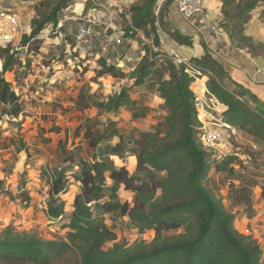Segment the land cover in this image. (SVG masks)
Wrapping results in <instances>:
<instances>
[{
    "label": "trees",
    "instance_id": "16d2710c",
    "mask_svg": "<svg viewBox=\"0 0 264 264\" xmlns=\"http://www.w3.org/2000/svg\"><path fill=\"white\" fill-rule=\"evenodd\" d=\"M73 1L39 0L30 32L21 36L16 47L0 49V118L15 122L22 113L20 96L4 76L12 73L17 79L25 78L26 72L18 75L16 71L20 52L38 53L41 32L48 26L56 29L60 12ZM219 1V27L231 45L247 48L251 55L264 52V45L243 33V24L263 0ZM171 4L172 0H133L123 14L126 19L120 44L127 42L129 48L133 37L141 34L153 47H159L157 30H167ZM170 34L180 43H189L177 33ZM96 55L97 67L90 82L126 77L131 85L103 94L83 84L72 99L73 108L81 113L96 110V116L85 118L72 134L73 139L81 138L88 144L90 157L79 160L74 149L62 148L61 164L42 171L47 186L45 218L51 224H60L66 231L65 238L42 240L8 226L0 232V264H58L73 252L79 255V264H263L259 244L251 235L240 234L235 222L242 217L253 218L250 194L259 184L254 171L264 166L260 161L264 157V106L233 83L208 53L193 61L207 77L210 95L224 107L220 123L245 133L258 147L253 151L249 145H237L236 150L217 155L202 148L203 130L189 88L191 79L182 67H176L166 54L150 46L144 48V55L127 75L100 51ZM134 90L160 99L157 109L162 116L149 130L133 128L125 132L118 125L123 110L130 112L133 121L145 118L150 110L133 100ZM102 116L106 118L100 119ZM16 124V138L7 140L16 152L27 156L25 168L32 155L19 135L21 123ZM239 154L250 158L248 166H241ZM129 157L135 159L133 173L124 165ZM114 158L122 165L116 166ZM14 169L13 165L0 170V194L8 192L5 182ZM24 174L20 175L17 198L27 205L30 199ZM219 177L227 183V197L211 186ZM73 183L77 191L67 214L63 197ZM261 190L264 199V185ZM120 192L132 195L133 201L122 200ZM227 200L229 205H225ZM236 207H244L243 216L231 212ZM113 215L126 217L130 228L139 234L152 232V239L128 248L113 245L105 250L106 244L115 240L106 220Z\"/></svg>",
    "mask_w": 264,
    "mask_h": 264
},
{
    "label": "rangeland",
    "instance_id": "374dc122",
    "mask_svg": "<svg viewBox=\"0 0 264 264\" xmlns=\"http://www.w3.org/2000/svg\"><path fill=\"white\" fill-rule=\"evenodd\" d=\"M38 1L0 0V9H9L19 16L21 32L24 35L30 32V22L36 15L35 6ZM122 3L124 4H116L112 0H74L68 9L60 12L56 29L48 26L41 32L39 38L42 44L38 53L26 55L25 51L20 52L21 63L16 71L18 75L26 72L25 78L17 79L12 73L4 76L20 96L22 113L15 122L0 118V170L4 166L16 164L14 174L5 182L8 192L0 194V232L9 226L19 233L33 234L42 240L53 241L65 238L66 231L61 229L60 224H51L45 218L43 209L47 200V186L42 171L61 164L62 148L74 149V154L79 160H87L90 157L91 149L88 144L81 138L73 139L72 134L85 118H94L96 110L91 109L81 113L73 108L72 99L77 89L83 84L88 85L92 92L94 89L103 94H113L122 87L131 85V81L126 77L103 78L104 80L101 81L98 79V83L90 82L94 77L90 73L97 67L95 59L98 58L96 55L98 51L111 63L120 65L127 64L124 56L129 58L138 51L144 52L146 46L155 48L151 45V41L143 38L141 34L135 35L129 42V45H132L134 41V50L126 47L127 42L124 45L120 44L123 35L121 29L125 27L126 19L123 18V14L130 6L127 0H122ZM159 5L158 2L157 8ZM88 19L93 24L88 23ZM59 27L62 28L59 29ZM81 28L89 30L88 34L82 38L79 32ZM71 41L74 42V46H71ZM123 71L125 75L128 74L125 67ZM132 98L139 104L150 105L152 108H149L145 118L135 121L131 120L130 112L124 110L118 123L121 129L125 132L133 128L146 131L161 120L162 114L155 108L156 104L153 103L151 95H142L138 90H134ZM105 118L106 116L100 117L102 120ZM19 122L21 123L19 135L32 155L25 168L24 162L27 156L23 152H16L15 147L11 146L7 140L10 137L16 138V123ZM233 131L234 134L230 131H222V141L215 151L217 155L227 150L234 151L237 145L245 147L253 143L245 133L235 129ZM3 147L7 148L3 149ZM113 161L116 166L120 165L119 160ZM260 161L263 162L264 157ZM124 163L129 173L130 171L133 173L135 169L133 161L126 158ZM254 172L257 173L254 177L259 184L250 194L253 218L248 220L242 217L235 222V227L240 234L251 235L256 240L262 249L264 264V199L261 196L264 185V166L261 165ZM22 173H25L27 195L30 199L27 205L19 203L17 198ZM235 185H238L237 182ZM71 186L67 195L63 197L67 214L71 211L72 198L77 187L74 183ZM211 186L217 187L221 194L227 197V183L221 177L212 182ZM119 196L122 200L133 201V196L130 194L120 192ZM225 205H229L228 200ZM243 210L244 207H236L231 212L243 216ZM106 220L108 227L115 234V240L107 243L105 250L112 248L113 245L128 248L140 241L149 242L153 237L152 232L139 234L131 229L126 217L113 215L106 217ZM58 264H79V255L77 252L67 254Z\"/></svg>",
    "mask_w": 264,
    "mask_h": 264
},
{
    "label": "built area",
    "instance_id": "2783aa9c",
    "mask_svg": "<svg viewBox=\"0 0 264 264\" xmlns=\"http://www.w3.org/2000/svg\"><path fill=\"white\" fill-rule=\"evenodd\" d=\"M116 4L122 5V0H112ZM209 0H172V6L180 14L183 22L190 27L196 35L205 37L207 53L214 59L222 60L226 58L231 51L229 39L224 30L219 27L220 21H210L205 19L204 10ZM88 23L93 22L88 19ZM21 20L14 11L9 9H0V49L8 46L16 47L22 36ZM80 37L88 34L86 28L80 29ZM186 29L180 30V35H186ZM166 55L171 59L176 67H182L184 73L191 79L190 90L194 96L195 112L197 119L201 123L203 130L201 136V144L204 150H217L219 143L222 141L223 130L230 131L232 129L227 124H221V114L224 107L210 95L207 88V77L202 74L192 61L169 51ZM264 70V67H263ZM250 148L255 151L258 149L254 143H249ZM232 151L227 150L220 155H226ZM241 166H248L250 158L247 155L239 154Z\"/></svg>",
    "mask_w": 264,
    "mask_h": 264
},
{
    "label": "crops",
    "instance_id": "0c3cea01",
    "mask_svg": "<svg viewBox=\"0 0 264 264\" xmlns=\"http://www.w3.org/2000/svg\"><path fill=\"white\" fill-rule=\"evenodd\" d=\"M127 1L130 4L133 2V0H127ZM74 12L76 13V11ZM204 15H205L206 20L220 21L221 20L220 1L219 0H209L204 10ZM166 23H167L166 24L167 30H163L161 28L160 29L158 28L157 30V36L159 39V47L154 48V51H159L163 54H166L172 50L176 54L186 57L192 62L195 60H199L200 58L204 56L205 53H207L205 37L196 35L193 32V30L183 22L180 14L174 9L172 4L168 11ZM182 28H185L187 31L186 35L183 37L189 40L188 44L180 43L179 41L176 40L175 37L171 36L170 34L174 32L180 35V30ZM243 33L245 37L252 39L254 43L264 45V0L258 3L257 7L251 12L249 20L245 24H243ZM133 43L134 41H132V45H130V48H129L131 50H134ZM229 43L231 46V51H230V54L226 58L222 60H217L212 57L211 58L222 68L223 72L228 76V78L233 83L245 89L247 92H249L254 97V99L257 101L258 104H261L264 106V70H263L264 52L251 55L248 52L247 48H234L231 45L230 41ZM133 54L134 53H132V55ZM143 55H144V52L138 51L137 53H135L133 56L129 58H127V56H124L123 58H125L127 64L120 62L121 64L116 65V66L120 69H123L125 67L126 72L129 73L132 69L131 67L133 63L139 61V59ZM93 73L94 72H91L90 74L94 76ZM101 80H104V79L100 78L99 81ZM90 86H92V84H90ZM92 90L95 91L94 89ZM152 98H153V103L156 104L155 108H157V106L160 103H162V101L155 96H152ZM147 106L149 108H152L150 105H147ZM122 112H124V110ZM128 159H130L131 162L133 161L135 165V162H134L135 159L133 157H129ZM120 165H122L121 162H120ZM14 171L15 170H13V174H14ZM1 175L2 174L0 173V178H3V176L1 177ZM70 188H72V186H70ZM75 189L77 191V187ZM44 210L45 208L43 209V211Z\"/></svg>",
    "mask_w": 264,
    "mask_h": 264
}]
</instances>
